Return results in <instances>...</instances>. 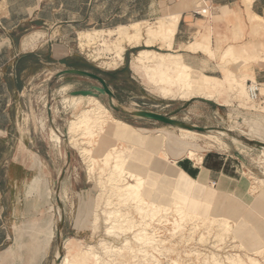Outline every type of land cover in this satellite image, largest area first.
<instances>
[{"label": "rangeland", "instance_id": "rangeland-1", "mask_svg": "<svg viewBox=\"0 0 264 264\" xmlns=\"http://www.w3.org/2000/svg\"><path fill=\"white\" fill-rule=\"evenodd\" d=\"M252 1L242 0L244 6L249 7ZM185 2L0 0V129L8 126L9 131L7 134L0 131V162H4L10 149L16 154L19 152L16 158L22 161V153H28L25 161L32 168L31 177L38 176L29 186L31 194L25 200V216L21 217L22 208L16 209L19 218L15 223V243L31 224L51 221L52 238L40 264H236L231 259L238 257L249 261L248 264H258L255 259L254 263L250 261L252 257L247 246L235 233L242 222L247 221L251 232L262 226L264 221L253 217L255 209L218 192L213 183L206 181V187L222 196L223 203H209L210 208L201 214L191 212L190 202L202 204V200L183 193L175 183L166 184L172 177L149 163L152 156H157L164 158L162 163L172 166V155L187 156L189 152V160L199 163V158L208 151L234 153L237 148H248L245 142L241 144V139L230 134L220 135L215 130L186 133L179 127L123 111V108L151 110L173 115L186 123L214 129L229 128L233 135L246 134L250 139L264 141V0L254 3L256 13L251 11V14L235 7L210 13L207 8L196 7L206 16L198 22V33L183 39L202 44V48L191 50L205 52L199 59L183 56L177 50L179 45L174 46L173 42V46H169L155 34L156 29L172 20L174 13L180 12L182 7L194 6L197 1ZM258 13L261 16L255 15ZM177 30L178 25L175 37ZM207 40L210 43L206 45ZM142 49L156 51L150 55L174 53L177 58L184 59L193 68L197 84H202L206 78L224 79L226 85L218 94L220 101L204 102L200 97L203 92L210 94L209 89L202 91L197 86L193 90L181 89L176 80L154 85L151 79L149 81L151 74L147 65L140 71L134 67L135 58ZM66 68L98 73L114 91V102L121 106L118 110L111 108L108 95L99 98L111 111L106 123L115 124L110 138L105 137L106 130L101 129L93 135L81 134L76 147L68 142L65 133L70 121L82 115L90 101L81 95L76 103L64 97L73 90L100 84L79 75L56 76ZM168 72L174 75L172 63H168ZM251 82L260 87L261 94L255 100L249 94ZM192 97L196 100L183 108ZM48 104L53 106L54 125L49 120ZM112 117L117 122H113ZM123 123L132 125L140 133L135 142L138 154L129 155L132 160L128 159L130 163L126 166L127 171L143 177L137 196L119 195L120 190L127 188V182L134 180L125 174L127 180L114 186L108 179L114 171L111 164L114 159L109 164L102 159L107 150L113 155L117 150L124 156L129 154L134 136L125 131ZM55 127L59 130L52 129ZM255 149L253 156L264 163V154ZM81 150L91 152L83 154ZM164 152L169 153V157ZM224 156L214 155L211 163H218L220 168L219 157ZM137 157L135 166H130ZM235 165L242 170L240 164L235 162ZM65 167L58 191L59 177ZM154 172L157 174L149 180ZM15 174L20 177L22 167H16ZM190 178L201 182L191 175ZM157 180L158 185L153 183ZM252 180V189L257 194L262 193L264 177L253 176ZM149 181L154 190L149 187ZM38 187L41 196L35 193ZM161 188L162 197L159 198ZM22 191L19 187L15 194H22ZM150 191L155 192L158 200L152 199L154 194ZM57 192L65 216L60 237ZM82 205L87 212L79 217ZM263 207L264 200L257 204V210ZM210 212L222 213L224 219H220L222 216L207 217ZM212 219L217 222L213 224ZM66 240L73 245L72 250L66 247ZM61 244L64 254L58 261L55 256L60 253ZM256 253L259 258L263 255L262 251ZM20 262V258H16L15 264Z\"/></svg>", "mask_w": 264, "mask_h": 264}, {"label": "crops", "instance_id": "crops-1", "mask_svg": "<svg viewBox=\"0 0 264 264\" xmlns=\"http://www.w3.org/2000/svg\"><path fill=\"white\" fill-rule=\"evenodd\" d=\"M196 1L197 2L194 3V6L192 7L188 6V8H184V9L182 7V10L180 12L174 13V14H178L179 16V21L177 24L178 30L176 33L174 46L179 45L177 50L181 52L183 56L192 59H199L203 55H205V52L202 50L196 52L191 51L202 48V44L199 42L194 43L192 41H189L191 42L189 43L186 42L183 38L185 37L190 38L198 33V22L202 21L204 19L203 17L206 16V13L202 11L204 10L203 8H207L210 13L211 11L213 12L219 9H228L235 7V9L240 8L241 10L250 11L251 14V11L255 12L254 3L257 0H253L250 7L244 6L242 0H196ZM185 3H187V0ZM198 6L201 7L202 9L201 11L198 8H196ZM255 15L261 16V14L259 15V13ZM178 37L182 38V40L179 41ZM182 45H184L183 48H181ZM181 53L179 54L181 55ZM5 89L7 92H9V88L7 87V85ZM0 131L6 134L9 133L8 126L2 127V130L0 129ZM8 140H6V142H8ZM2 141H4V138ZM255 150L260 151L259 149H255ZM254 153L255 151L253 149L243 148V147L237 148L236 152L234 153L228 150L208 151L202 157L204 162H208L207 166H202L203 164L200 161L199 163H197L194 160H189L190 152L189 155L187 154V156L172 155L170 157L171 160L174 162L172 166H168L162 163V159L164 160V158L157 156H152V160L150 162L149 161L147 162L150 163V166L159 167L161 171L165 172L169 177L170 176L172 177V180L168 179V182H165L166 184L175 183L174 185L176 186V188L182 191L183 193L193 194L198 199L202 200V204L196 201H192L190 202V204L188 203L190 206L189 210L191 212L201 214V211L208 210L210 208L209 203H214V204L223 203V200L221 201V199H223L222 196H220L217 192L214 193L212 190L206 187V181L207 182L209 181L213 183L214 186H216L218 192L226 195L228 194L238 203L247 205L255 209L253 217L255 219L264 221V211H263L264 207L261 208L262 211L257 210V204L260 201L264 200V191L262 193L257 194V192H255L252 189V182H253L252 177L253 176H256L258 178L264 177V163L262 161H257L256 157L253 156ZM164 154L168 155L169 157V153L167 154V152H164ZM227 154H230L231 157L227 158V161L230 164L229 165L230 168L225 178L223 176L222 170L218 168V163L215 162L211 163L213 160L210 159H212L214 155L223 156ZM16 155L20 156V153L18 152L16 154V152L13 149H10V152L8 151L3 159L4 162L2 161L0 162V256L5 251L13 247L15 244L14 243L16 239L15 223H16V218H19V216H16V209L17 207L23 209L21 215V217L23 218L25 216L24 215L25 214L24 204L26 202L25 200L31 194L29 192V186L32 180L35 177H38V176L31 177L30 172L32 168L31 166H28V164L25 161V157H27L29 154L28 153L25 154L24 152L22 153L23 161L19 160V158L17 159ZM235 162L241 165L242 170H240V167L238 168L235 165ZM16 167H22V174L20 177H16L15 174ZM194 171L197 174L193 173ZM155 174L157 173L154 172V174L150 176L149 180H151V177H153ZM190 175L193 176L194 178L200 179L201 182L199 180L198 183L192 181ZM244 175L247 177V179ZM159 180L153 183H156L158 185ZM148 185L150 187L153 184H151L149 181ZM19 187L23 188L22 194L16 195L15 191ZM192 187L193 189L190 191V193H188V190H190V188ZM150 188L151 190H154L152 187ZM160 191H161V196L159 198L162 197V188ZM150 193L154 194L152 199L158 200L156 199V197L158 196L155 195V192L150 191ZM148 194L149 192H147L145 196H147ZM56 199H57V195H56ZM206 216L207 217L212 216L211 218H216V216H222V218L220 219H224L223 218L224 215L222 213L220 214V213L210 212ZM235 230L237 237L241 241H243L247 246L249 255L252 258L259 261L258 264H264V222L262 223V226L257 227V231L255 230L254 232H251L250 227H247V221L242 222L240 225L236 227ZM247 242H252V243H247ZM258 251L263 252L261 258H259V255L256 253Z\"/></svg>", "mask_w": 264, "mask_h": 264}, {"label": "bare ground", "instance_id": "bare-ground-1", "mask_svg": "<svg viewBox=\"0 0 264 264\" xmlns=\"http://www.w3.org/2000/svg\"><path fill=\"white\" fill-rule=\"evenodd\" d=\"M171 19L172 20L166 25H163V26L161 25L160 27L158 26L159 28L156 29V33L154 32L156 35L161 37L165 42H167L169 46H173V42L175 40L176 25L178 24V21H179L178 14H173ZM149 34H152V32H150ZM208 43H210L209 40L205 42L206 45ZM82 44H85V43H82ZM153 52H156V51L151 50V49H142L140 50L139 54L136 56L135 61H134V67L138 71H140V68H142V66H145V65H147L150 68L149 73L151 74V76L149 77V81L151 79V83H153L154 85H158V83H160L161 81H165V80L175 81L176 80L180 82L181 89L193 90L195 86H197L202 91H206L209 89L210 94H208L207 92H203L202 97L208 100L212 99V101H220L218 98V94L222 91V89L226 85V81L224 79L219 78V77H212L208 79L206 78L202 80V84H197V81H196L197 77L194 76L195 72L193 68L188 63L183 61L184 59L182 60L180 58H177L174 53H154L155 55L157 54V56L150 55L151 53L153 54ZM168 63H172L173 68H174V75L169 74ZM165 94L168 95L169 93L165 92ZM259 94H261L260 87H259ZM87 97L89 98V101H90L89 108L86 110H83L84 113L82 115H79L75 117L74 119H72L66 129L65 134L68 137V142L73 147L78 146L79 144L78 137L81 134L87 133V134L93 135L97 130L105 129L106 133L104 134V136L110 138L112 134L114 133L115 124H112V123L110 124V122L106 123L108 121L106 117L110 115L111 111L108 110V108L100 101L98 97H95V96H87ZM250 98L252 99L251 95H250ZM64 99L70 100L71 102L76 103L78 100V96L66 95ZM52 110H53V106H52ZM113 122H117V119L114 118ZM124 127H125V131H128L130 134H132V136H134V139L131 140V143H130L131 148H130L129 154L124 156V154L120 153V151L117 150L116 154L113 155L111 151L107 150L102 154V159L105 164H109L112 161V159H114L111 163L113 165L112 170L114 171L111 172L108 176V179L113 182L114 186L120 185L121 183L125 182L127 180V177L134 180L133 183L128 181L127 188L125 189V191L120 190L119 195L122 197L126 196L127 194H134V196H137L143 184V177L139 176L138 173H135L134 171H127L126 166L127 164L129 165L130 163L128 159H130V161L132 160V157H130L129 155L132 156L133 152L138 154V147L135 142L138 141L140 133L137 129H135L130 124H124ZM52 129L59 130L56 127ZM179 130L186 132V133H190V134L198 133V131H193V130H189L186 128H180V127H179ZM212 130H215L217 133L223 136L230 134L234 136L235 138L241 139V137L237 135H233L231 133L233 131H229L230 130L229 128L227 129L219 128V129H212ZM240 136H246L249 138V136H247L246 134H243V135L240 134ZM52 138H55V137L52 136ZM218 141L220 142L221 139H218ZM243 143L244 141L241 139V144ZM112 146H115V145H112ZM245 146H247L248 148H252V149L254 148L246 144ZM260 151L262 152V154H264V148L261 149ZM81 152L83 154L85 153L87 154V153H90L91 151L81 150ZM230 157H231L230 154H227L221 159H219L220 169L222 170L224 177L227 176L229 168H230L229 167L230 164L227 161V158H230ZM137 160H138V157L132 161L133 165H130V166H135L136 162L134 161H137ZM199 161L202 162L203 164L202 166H206L208 163V162H204L202 157L199 158ZM92 167L93 166H90L89 168L92 169ZM193 173H196V172L194 171ZM125 174H128V176L125 177ZM40 190L41 188L38 187L37 190H35V193L41 196L43 194H42V191ZM130 190H133V191H131L130 193ZM30 191L31 190L29 189V192ZM126 197H129V195ZM86 212H87V208L84 205H82L79 217L86 214ZM61 214H62V209L58 207L59 218ZM106 218H107L106 220H109V216H106ZM211 222L215 224L217 220L212 219ZM225 225L228 226L227 223ZM22 235L23 236H20V238L17 240L16 243L14 242L15 245L13 247L5 251L0 256V264H15L16 258H20L21 262L19 264H40L47 248L49 247V244L52 238V222L43 221L39 224H31L30 227L26 229V231ZM65 243H66L67 248H69L70 250L73 249V245L69 243L67 240L65 241ZM59 256H60V253L56 254L55 258L57 259ZM66 259L68 260V258ZM231 260H233L236 264H248V262L243 261L242 259H240V257L236 259L232 258ZM250 261H253V263L255 262L254 258H251Z\"/></svg>", "mask_w": 264, "mask_h": 264}, {"label": "water", "instance_id": "water-1", "mask_svg": "<svg viewBox=\"0 0 264 264\" xmlns=\"http://www.w3.org/2000/svg\"><path fill=\"white\" fill-rule=\"evenodd\" d=\"M63 75H79V76H84V77H89L92 79H95L99 82L100 85H93L90 88H86V89H77V90H73L70 95L72 96H95L100 98L102 95H108L109 97V105L111 106V108L118 110L121 106L115 104L114 102V98L116 97L114 91L110 88V86L108 85L106 79L104 77H102L100 74L95 73V72H91L85 69H80V68H66L63 69L59 72L56 73V76H63ZM202 101L213 104L214 102L212 100H208L205 98H200ZM196 100V98H191L189 99L186 104L183 105V108H187L188 106H190L194 101ZM47 111H48V116H49V120L52 123V125H54V118H53V110H52V105L48 104L47 105ZM123 111L126 112L127 114L131 115V116H137V117H141V118H146V119H151V120H155V121H159L162 123H166V124H170L172 126H176V127H180V128H186L189 130H193V131H198V132H207L210 131L212 129H214V127H202V126H198L195 124H190V123H186L184 121L175 119L173 115H164L162 113H158L155 111H151V110H144V109H136L133 111L130 110H126L123 108ZM179 109L174 111V114L178 113ZM241 139L245 142V144H248L251 147H254L256 149H263L264 148V141H260V140H256V139H250L246 136H241ZM68 159H70V153H68ZM69 163V160L68 162ZM66 172V167L62 170L61 175L59 177V183H58V191H60L61 188V184L64 178ZM57 200H58V204L60 209H62V214L60 216V222H59V226H58V237L61 236V228L62 225L64 223L65 220V216H64V212H63V204L59 195V192H57ZM60 256L57 258L58 261L61 260L62 255H63V246L61 244L60 246Z\"/></svg>", "mask_w": 264, "mask_h": 264}, {"label": "built area", "instance_id": "built-area-1", "mask_svg": "<svg viewBox=\"0 0 264 264\" xmlns=\"http://www.w3.org/2000/svg\"><path fill=\"white\" fill-rule=\"evenodd\" d=\"M249 94L252 96V99H258L260 94H259V86L258 84H254L253 82H251L250 86H249ZM254 94V96H253Z\"/></svg>", "mask_w": 264, "mask_h": 264}]
</instances>
